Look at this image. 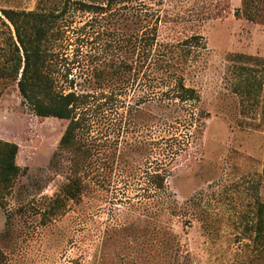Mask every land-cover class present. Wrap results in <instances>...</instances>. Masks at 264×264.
Segmentation results:
<instances>
[{
	"label": "rangeland",
	"instance_id": "rangeland-1",
	"mask_svg": "<svg viewBox=\"0 0 264 264\" xmlns=\"http://www.w3.org/2000/svg\"><path fill=\"white\" fill-rule=\"evenodd\" d=\"M63 1L0 0V140L17 145L20 168L0 197V264H264V234L258 242L251 231L264 203V0H135L155 14L146 21L157 28L153 50L194 35L205 47L196 59L174 60L200 99L166 114L202 112V123L174 135L180 147L165 158L164 194L150 174L163 160L155 118L165 112L141 98L136 53L124 50L145 21L119 5L109 17L69 13L68 41L50 46L54 75L62 86L101 87L96 94L107 98L79 134L81 196L53 204L76 160L58 148L68 122L37 117L9 77L15 37L1 10L58 9ZM126 63L134 70L125 72ZM103 69L117 72L105 77Z\"/></svg>",
	"mask_w": 264,
	"mask_h": 264
},
{
	"label": "trees",
	"instance_id": "trees-1",
	"mask_svg": "<svg viewBox=\"0 0 264 264\" xmlns=\"http://www.w3.org/2000/svg\"><path fill=\"white\" fill-rule=\"evenodd\" d=\"M118 5L119 11H123V14L128 17H134L137 23L145 21L146 26L140 25L139 32L126 37L124 50L131 55L136 53L138 65L135 68H139V86L143 92L141 98L144 101L155 100L165 112L155 118L158 129L156 144L163 156V160H160L156 170L150 174L151 185L157 193L164 194L165 180L170 174V168L168 169L165 158L172 160L177 154L174 149L179 140L174 135L180 127L187 129L185 126L188 122L197 123L195 124L196 128L202 123L200 122L202 112L196 115L193 113L188 118L183 115L176 116L178 118L175 120L166 114V110L172 111L174 104L185 105L199 102L197 91L187 87L183 76L179 73L180 62L177 64L178 62L174 60L178 58L182 62H186L188 58L189 60L196 59L200 55V51L205 49L201 36H190L176 45L166 44L157 51L153 50L152 48L156 45L157 28L146 29L148 27L146 21L149 20L150 23L155 14L149 12L143 14L141 12L142 5L135 0H64L58 9L47 10L41 6L28 12L1 10L3 18L13 27L15 37L13 40L11 36L13 53L10 61L13 62V66L8 72L9 77L17 81L21 96L37 117H54L68 122L59 140L58 148L62 151H71L76 156V162H73L74 169H72L69 182L62 188L61 195L54 198L53 204L61 203L63 200L77 199L81 196L82 183L77 175L79 166H81L77 160L80 152L79 134L83 130L90 129L92 121L89 114L91 115V112L105 105L99 104L98 101L107 98V96H104L103 93L96 94L97 89L100 91L101 87L91 89L89 86H79L72 81L69 85L62 86L53 72L56 61L53 59L54 54H52L50 46L57 41H61L63 44L68 41L65 27H68L69 13L77 11L88 13L96 18L109 17V15L113 16L111 10ZM86 26L91 29L89 22L81 29L85 30ZM87 34L84 33L82 34L83 38H81L82 35L78 38L84 40ZM79 49L80 47L76 49V53L79 52ZM20 51H22V57ZM123 69L125 72L134 70L128 63L124 64ZM110 72L113 74L117 71L115 69L113 71L111 69L101 70L105 77H108ZM127 82L129 81H126L120 89L124 90ZM151 82L153 85L149 84ZM148 90L149 92H147ZM172 113L174 114V110ZM183 135L186 136V133ZM175 141L177 143H173ZM178 146L180 147V143ZM17 152V145L0 140V197L8 192L13 180L19 174L20 168L15 164ZM57 156L54 154L53 159H57ZM165 162L166 164H163ZM251 231L255 233L254 240L260 242L264 234V203L262 202L256 204L255 220Z\"/></svg>",
	"mask_w": 264,
	"mask_h": 264
}]
</instances>
